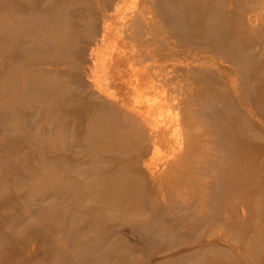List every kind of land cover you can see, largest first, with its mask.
Segmentation results:
<instances>
[{
    "label": "rangeland",
    "instance_id": "rangeland-1",
    "mask_svg": "<svg viewBox=\"0 0 264 264\" xmlns=\"http://www.w3.org/2000/svg\"><path fill=\"white\" fill-rule=\"evenodd\" d=\"M257 1L221 0L238 9L223 27L245 56L236 64L191 23L164 26L153 0H0V264H264ZM116 8L142 12L154 48L175 45L167 81L135 73L151 61L117 59L135 43ZM136 98L150 118L182 115L156 152L128 112ZM152 100L162 108L148 112Z\"/></svg>",
    "mask_w": 264,
    "mask_h": 264
},
{
    "label": "bare ground",
    "instance_id": "bare-ground-1",
    "mask_svg": "<svg viewBox=\"0 0 264 264\" xmlns=\"http://www.w3.org/2000/svg\"><path fill=\"white\" fill-rule=\"evenodd\" d=\"M153 1H154V5H153L154 11L157 15H159L161 23L164 26H169V27L175 26L177 29L184 31V29L186 27H188L187 26L188 23H191L192 27L197 28V31H199L201 36L204 35V37L201 38L202 42H200L204 47L207 48V39H208V41L212 45L209 47H211L213 50H216L217 52H220L225 59L230 60L236 64H238V63L244 64L245 63V56L243 55L241 47L239 46L240 43L236 44L233 41V39L231 38L232 35L226 33L224 28H223L225 25V21L227 19V16H229V15L232 16V11L236 13V11L238 10V9H236L235 6H234L235 10L233 9L232 11H230V13H226V11L224 10V8L222 6L221 0H153ZM249 1H251V2H246L245 0H236L237 7L238 6H246L249 9H251L257 5L256 3H258L257 0H249ZM116 7H117V5H116ZM114 10H115V12H114L115 16L120 18L118 23L124 27V28H122L123 29L122 35H124V38H121V40L128 41V42L133 41V43H135V45H134L135 49L133 48L132 53H130V54L123 53L122 54V53L118 52L117 53V59L126 58V57L133 58V59L137 58V64H141L140 62L144 63L146 61H151V65L147 64V66L145 68H141L139 71H135V73L139 72L140 74L144 75L146 79H148L152 82H154L153 77H155V79L159 80L160 82L167 81L169 78L168 75L174 74L177 72V66L175 64V58H174V56L177 53L175 45L173 44L174 47L168 45L167 47L158 46L157 48H154L153 47L154 44H152V42L156 43L157 39L155 37H153L152 35L149 38H145V35H144L145 32L143 29H141L142 27L145 26L144 24L149 23L147 21L148 19H144V17L141 15L142 12H138V11L134 12L133 11L134 14L132 16H130V15L120 16V14H119L120 11L117 8ZM262 10L263 9L261 8V12H262ZM242 14L243 13H238V16L236 18L238 22H240V21L242 22V19H243ZM263 14H264V12L262 13V15ZM113 16H114L113 14L109 13L104 17L112 18ZM151 20L153 21V18H151ZM249 20H250V23L252 25L256 22L255 16L254 17L251 16L249 18ZM259 27L261 29V32H263L264 31V24L259 26ZM120 30H121V28L119 29V31ZM111 31H112V25H111V23H109L107 26L104 27V33L105 34L103 35V38L105 40L107 38L108 33H110ZM250 32H251L250 35L252 37L254 35L259 41L264 40L263 37L261 38L257 32H256V34L255 33L252 34V32H253L252 30H250ZM248 41H250V40L248 39ZM165 42H167V41L162 40L161 43H165ZM167 44H169V43H167ZM118 51H120V50H118ZM112 57H113V55L111 54L109 57V61L110 60L112 61L115 59V58L112 59ZM107 60H105L104 63L102 62L103 68L107 64ZM100 62H101V60H100ZM137 80H139V79H137ZM96 81L97 80H95V82ZM97 85H98V83H97ZM101 86L102 85H99L98 86L99 88H97V89H100ZM106 98H107V100H110L112 103L113 102L114 103L119 102V100L115 96H111V94L110 95L107 94ZM139 101L140 100L138 98H136L134 100V106L135 105L136 106L134 108L129 109L128 112L131 114H134L138 118H140L139 120H141L140 126H141V130H142V135L144 137H146L148 143L149 142L152 143V145L154 147V152H156V150L159 149L158 147L160 145H163L165 143L166 144L170 143L168 140V138L170 136H172L173 138H174V136H176V133H175L176 130H174L173 128L175 127V125H178L177 120H178V117H180V115H181V114L179 115V113H180L179 108L180 107L178 106L179 104L175 106V102L173 100V102H174L173 105L175 107H177V109H179L178 114L176 115V113H175V115L176 116L179 115V116L177 118H175L174 113H173L174 117L171 114H169L168 117H167V115L165 116L166 118L164 121H159L158 119L160 117L157 118L154 115L153 116L154 118H150L149 116L145 115L144 111L137 108V106H140ZM169 102H171V101H169ZM140 103H142V102H140ZM177 103H178V101H177ZM162 104H163L162 100H157L154 102L152 100L149 104L150 106L148 107V112L150 110H152L155 107V105L162 108ZM173 105H172V107H173ZM155 109H157V108H155ZM173 111H176V110L174 109ZM160 112H158V113H160ZM162 115H161V117H162ZM132 120H134V119H132ZM134 122H135V120H134ZM180 125L181 124H179L178 126L181 127L182 125L181 126ZM185 126L187 127V125H185ZM185 126H183V127L186 128ZM131 127H133V126H131ZM190 128H192V127H190ZM182 131H181V133H182ZM191 131H192V129H191ZM186 132H188V131L186 130ZM189 133H190V131H189ZM168 135H170V136L167 138ZM177 136L179 137V135H177ZM182 136H183V134L181 135V137ZM172 137H170V138H172ZM178 146L180 148V145H178ZM182 146H184V142H183ZM176 152H177V150L173 149L172 154L174 156H176L177 155ZM184 153L185 152H183V154ZM184 156H186V155H184ZM159 157H161V156H159ZM174 158L175 157H173V159ZM183 159H184V157H183ZM185 163H186V161H185ZM205 215H206V213H205Z\"/></svg>",
    "mask_w": 264,
    "mask_h": 264
}]
</instances>
